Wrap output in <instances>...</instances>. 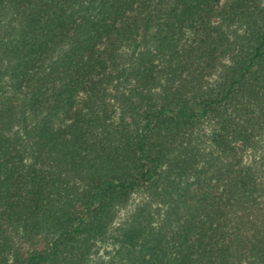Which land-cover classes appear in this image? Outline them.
Instances as JSON below:
<instances>
[{
	"label": "trees",
	"instance_id": "16d2710c",
	"mask_svg": "<svg viewBox=\"0 0 264 264\" xmlns=\"http://www.w3.org/2000/svg\"><path fill=\"white\" fill-rule=\"evenodd\" d=\"M0 264H264V0H0Z\"/></svg>",
	"mask_w": 264,
	"mask_h": 264
}]
</instances>
